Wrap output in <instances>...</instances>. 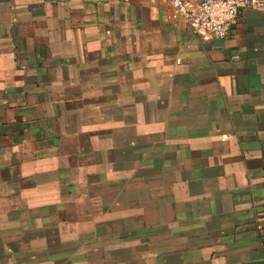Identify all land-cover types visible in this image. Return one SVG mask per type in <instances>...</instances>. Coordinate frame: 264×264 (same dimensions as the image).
<instances>
[{
  "label": "crops",
  "instance_id": "1",
  "mask_svg": "<svg viewBox=\"0 0 264 264\" xmlns=\"http://www.w3.org/2000/svg\"><path fill=\"white\" fill-rule=\"evenodd\" d=\"M0 0V264H264V13Z\"/></svg>",
  "mask_w": 264,
  "mask_h": 264
},
{
  "label": "built area",
  "instance_id": "2",
  "mask_svg": "<svg viewBox=\"0 0 264 264\" xmlns=\"http://www.w3.org/2000/svg\"><path fill=\"white\" fill-rule=\"evenodd\" d=\"M168 19L187 26L193 33L217 39L229 36L245 9L264 13V0H167Z\"/></svg>",
  "mask_w": 264,
  "mask_h": 264
}]
</instances>
